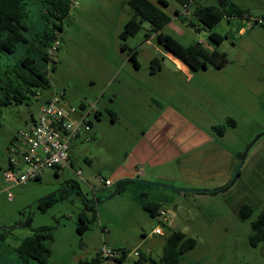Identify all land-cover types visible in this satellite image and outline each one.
<instances>
[{
	"label": "rangeland",
	"instance_id": "rangeland-1",
	"mask_svg": "<svg viewBox=\"0 0 264 264\" xmlns=\"http://www.w3.org/2000/svg\"><path fill=\"white\" fill-rule=\"evenodd\" d=\"M166 1L163 9L170 20L162 27V33L170 34L183 45L200 43L201 56L205 59L208 49L201 42L210 43L218 52L225 53L227 61L220 68L208 62L205 68L196 70L194 80L176 77L184 87L182 92L177 93L181 87L172 84L165 95L175 92L171 96L178 95V101L183 100L182 111L191 119L214 108L220 119L218 124L226 123L228 118L235 122L234 126L226 125L223 136L214 135L217 142L209 145V152L202 157V168L201 163H197V170L190 174L197 186H171L212 189L199 185L214 179L227 184L244 150L253 142L239 173L227 188L212 192L175 190L128 181L121 192L111 194L113 186L105 187L100 177L109 178L114 164L125 156L134 128L138 129L142 122L134 118L150 115L154 109V104L143 100L144 106L133 107L135 114H128L121 111L127 105L118 98L112 104L120 109L119 119L114 122L108 110H102L99 120L88 115L92 120L89 132L82 134L71 147L74 168L59 173L48 169L39 179L24 184L4 180L2 172L7 168L8 146L31 115L37 114L49 94L63 91L65 99L78 108L84 96L90 102L95 101L89 97L91 93L99 95L102 81L122 59L128 60L133 49L138 50L137 60L142 70L149 68L146 63L151 54L156 53L157 37L147 21H142L134 35L125 41L120 39L119 33L132 14L127 0H76L62 21L55 68H48L47 72L49 86L39 89L38 94L26 102L2 106L1 264L11 263L15 259L11 249L42 225L50 226L52 231V238L46 240L51 249L49 264H77L79 260L87 264L103 247L123 252L125 257L122 261L109 259L106 262L99 258L101 264H137L134 249L143 257L158 260L164 241L174 230L196 241L179 264H264V241L251 245L249 240L250 222L264 205V0H233L247 13L243 17H223L215 25L213 31L223 37L219 44L210 40L207 31L187 25L189 19L196 21L192 15L194 4L185 10L174 0ZM194 3L216 4L217 0H194ZM259 19L262 22H257ZM241 27L243 32L239 31ZM123 42L125 48H122ZM91 78L94 82L89 81ZM112 88L113 85L106 90L104 102ZM187 89H194L192 95L186 93ZM207 161L214 167L209 172ZM92 190L102 198L95 203L94 210L88 211L84 202L93 199ZM54 191H60L62 197L42 210L38 206L39 199ZM153 199H158L167 220L158 214L150 215L142 207L143 202ZM244 204L254 210L247 219L240 215ZM80 213L89 220L81 234L76 230ZM93 216L96 218L92 219ZM27 217L31 218L28 224L25 223ZM157 226L162 234L154 232Z\"/></svg>",
	"mask_w": 264,
	"mask_h": 264
},
{
	"label": "trees",
	"instance_id": "trees-1",
	"mask_svg": "<svg viewBox=\"0 0 264 264\" xmlns=\"http://www.w3.org/2000/svg\"><path fill=\"white\" fill-rule=\"evenodd\" d=\"M174 1L187 9L191 4H194L192 15L196 21L189 19L187 25L195 30L207 31L208 37L215 44H219L223 37L213 31V28L223 17H243L247 13L233 0H217L216 4H197L194 3V0ZM75 3L76 0H0V116L3 105L12 102H26L30 97L36 96L39 89L49 86L48 68L54 69L56 60L50 58L47 51L55 39L59 40L62 21ZM127 3L132 14L127 18L119 33V37L123 41L141 28L142 21H147L151 26L150 30L157 37V43L193 71L205 68L208 62L220 68L227 61L224 52H218L213 48L208 50V56L205 59L201 56L200 43L183 45L170 34L162 33V27L170 20L163 9L167 6L166 0H157L156 2L127 0ZM175 14H178L177 10H175ZM125 47L126 43L123 42L122 48ZM136 56L137 49H133L128 55L129 60L135 66L138 65ZM158 60L157 57H153L149 61V69L152 72L159 69ZM86 104L80 106L83 107ZM32 119L31 115L30 120ZM226 125L234 126L235 122L228 118L226 123L214 125L213 130L217 135L222 136ZM55 173L57 172L55 171ZM128 181L134 180L117 179V185L115 182L112 185L111 194L121 192L123 184ZM230 184H226L220 190L227 188ZM61 197L60 191H54L39 199L38 206L44 210ZM101 198L102 196L93 193V199L84 202L85 209L94 210L95 201H100ZM142 207L150 215H159L160 204L158 202L146 201L143 202ZM253 211L252 207L244 204L240 208V215L243 219H247L253 214ZM95 218L96 216H93L92 219ZM30 221L31 218L27 217L25 223L28 224ZM88 222L87 216L80 213L76 227L77 232L83 233L88 227ZM250 229L251 245L264 241V205L250 222ZM0 238L2 237L0 236ZM51 238L50 226L42 225L35 228L31 234L25 236L16 247L11 249L15 259L9 264H49L51 249L46 244V240ZM195 244L196 241L193 237L180 230H174L164 241L162 254L158 260L150 256L143 257L139 253L136 262L137 264L145 262L148 264H179L183 254L193 248ZM98 256L99 253L87 264H101L99 259L101 257ZM124 257L125 254L121 252L120 257L111 260L122 261ZM85 263L86 261L83 260L77 262V264Z\"/></svg>",
	"mask_w": 264,
	"mask_h": 264
},
{
	"label": "crops",
	"instance_id": "crops-1",
	"mask_svg": "<svg viewBox=\"0 0 264 264\" xmlns=\"http://www.w3.org/2000/svg\"><path fill=\"white\" fill-rule=\"evenodd\" d=\"M239 31L243 32V27ZM147 42H149L148 39ZM201 43L207 45L206 48L208 50L214 48L210 43ZM155 50L156 53L151 54L146 64L149 66L150 59L157 57L160 67L156 72H152L148 67L142 70L137 56L136 61L138 65L136 66L129 58L127 61L122 59L111 70L108 77L102 81V89H99V95L97 96L95 92L91 93L93 94L92 96L88 95L89 97L95 98V101H91L96 107L92 115L97 120L101 117L103 109L108 110L113 122L119 119L118 110L120 109L112 107V104L118 98L123 99L127 105L121 111L128 114H135L136 111L132 109L133 107L144 106L143 100H148L147 104H154L152 114L134 118L136 121L142 120V122L139 127L137 126L138 129L134 128V132L131 135L133 139L130 147L126 151L125 156L114 164L109 178L114 182L117 179L125 177L134 178L132 177L134 168L139 165L144 168L145 172L139 175L138 179H146L185 188L195 187L197 186V181L190 174L197 170V163H201L200 167L202 168V159L204 158V154L209 152L207 151L209 145L216 144L217 142L214 137L217 133L213 130V126L220 122L218 112L214 108H211L209 113H199V118L196 116L195 119H191L186 116L182 111L183 100L178 101V95L176 97L171 96L175 92H171L169 95H165V92H169V88L174 84V86L181 87L177 92L181 93L184 87L175 78L182 77L184 81L194 80L195 76H197L196 71L191 70L180 59L171 55L159 43L155 46ZM89 81L94 82V79L91 78ZM112 85L113 88L107 96V102H104V94ZM193 90L187 89L186 93L192 95ZM49 95L44 101L49 98ZM64 97L66 98L65 94ZM87 102L90 101L88 97L84 96L78 104L80 106ZM97 104H100V106H97ZM90 121L92 125V120L90 119ZM130 126L132 125L130 124ZM89 130H82L72 145L76 140L83 137L81 136L82 134H87ZM71 147L69 156L72 162V168H74ZM207 162L210 164L207 171L209 172L214 167H211L209 161ZM40 177L41 175L38 178ZM223 182L222 180L214 179L199 186H203L204 188L205 186H209V188L216 191L220 190L226 184V182ZM217 187L218 189H216ZM92 191V193H95V190ZM150 201L158 202V199Z\"/></svg>",
	"mask_w": 264,
	"mask_h": 264
},
{
	"label": "built area",
	"instance_id": "built-area-1",
	"mask_svg": "<svg viewBox=\"0 0 264 264\" xmlns=\"http://www.w3.org/2000/svg\"><path fill=\"white\" fill-rule=\"evenodd\" d=\"M257 22L262 21L259 19ZM58 46L59 40L55 39L47 51L50 58H55ZM95 110L94 103L87 102L86 106L77 108L68 103L63 92L51 94L40 104L33 119L25 122V127L18 131L8 146L7 168L2 172L4 180L12 184H24L35 180L45 170L58 172L72 168L70 147L82 130L90 129L88 115ZM73 171L77 175L80 174L78 170ZM144 172V168L138 165L134 168L132 177L138 178ZM100 181L105 187L114 184L110 178L100 177ZM158 213L163 220L166 219V213L162 208L158 209ZM154 232L162 234L159 226L155 227ZM133 254L138 256L139 251L134 249ZM120 255L116 249L108 247H103L99 251V256L105 262Z\"/></svg>",
	"mask_w": 264,
	"mask_h": 264
},
{
	"label": "water",
	"instance_id": "water-1",
	"mask_svg": "<svg viewBox=\"0 0 264 264\" xmlns=\"http://www.w3.org/2000/svg\"><path fill=\"white\" fill-rule=\"evenodd\" d=\"M252 143L249 144L247 146V148L244 150L243 154L241 155V157L239 159L236 170H235L233 176L231 177V179L228 181L227 184H230L234 180L236 175L239 173L240 167H241V165L245 159V156H246L249 148L251 147ZM124 179H132V180L137 181V182H142V183L149 184V185H155V186H159V187H163V188H169V189H175V190L195 191V192H212V191H215L214 189H185V188H179V187H175V186H171V185H167V184H162V183L155 182V181H150V180H146V179L131 178V177H125ZM115 185H117L116 181H115ZM116 191H117V188H116ZM95 203H96V201H95Z\"/></svg>",
	"mask_w": 264,
	"mask_h": 264
},
{
	"label": "flooded vegetation",
	"instance_id": "flooded-vegetation-1",
	"mask_svg": "<svg viewBox=\"0 0 264 264\" xmlns=\"http://www.w3.org/2000/svg\"><path fill=\"white\" fill-rule=\"evenodd\" d=\"M258 214V213H257Z\"/></svg>",
	"mask_w": 264,
	"mask_h": 264
}]
</instances>
